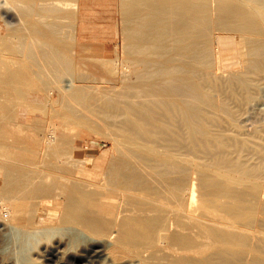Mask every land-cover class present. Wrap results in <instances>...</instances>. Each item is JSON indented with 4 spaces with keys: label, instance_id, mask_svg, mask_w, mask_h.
Masks as SVG:
<instances>
[{
    "label": "bare ground",
    "instance_id": "bare-ground-1",
    "mask_svg": "<svg viewBox=\"0 0 264 264\" xmlns=\"http://www.w3.org/2000/svg\"><path fill=\"white\" fill-rule=\"evenodd\" d=\"M119 1L137 70L120 89L75 71L59 22H32L42 46L0 62L29 140L0 144V264H264V123L240 124L264 82V0ZM57 2L70 1L45 0L50 16L74 15ZM101 127L111 156L67 152L71 128Z\"/></svg>",
    "mask_w": 264,
    "mask_h": 264
},
{
    "label": "rangeland",
    "instance_id": "rangeland-1",
    "mask_svg": "<svg viewBox=\"0 0 264 264\" xmlns=\"http://www.w3.org/2000/svg\"><path fill=\"white\" fill-rule=\"evenodd\" d=\"M17 1L18 2L22 1V2L18 3ZM31 1L32 2L35 1L34 4H32ZM38 1H41L42 3L44 1V4L40 2L41 4L39 5ZM38 1L37 0H13V1L12 0H0V40L3 43L2 44L0 42L1 43L0 44V62L3 61L4 63L9 64L11 67H15L20 57H22L21 49L26 48V46L31 47L33 45L30 40H32V42L34 41L35 46L33 45V47L36 48L35 50L39 49L42 45H40L39 47L37 43L39 44L40 42L42 43V39L32 34L29 27L33 23H35L34 26L39 27V28H45L46 23L48 22L50 23L53 21L55 23L57 22V24L59 22V25H61L60 27H63V29L60 32V35L63 33L61 38H64L65 37L64 35L68 36L69 34L68 37H65V39L67 38V40L62 39V42L70 46L71 50L69 54L73 58V62H74L73 67H75V71L82 72L84 73V75L88 74L92 76L94 78L93 80L98 81L97 83L100 86V90L104 92L106 91L109 92L110 90L113 91L114 89L118 90L120 89L119 85H121L123 82L131 81L132 79L134 80V78L136 77L135 73L137 70L135 69L136 71H134L133 67L129 66V64L127 63L128 60L127 62L125 61L126 58H128V55H126L127 54V51H126L127 48L125 46L126 37H125V34H123L125 23L123 26L122 23L124 22V20L122 18L123 15H122V4H121L122 2L121 1L119 0H68V2L72 1V2L77 3L76 5H78V9L76 11H75V8L73 9V7H70L71 5L70 2H69L70 4L68 3L69 6L68 4H66L67 1H65L66 3L63 2V4L64 5L66 4L67 6V7L64 6V8H62L63 6L61 7V5L57 2L60 5L62 11H67V10L74 11V15L71 17H66V19L65 17L64 18L59 17L60 19L59 18L55 19L54 17H52V15L50 16V10H46L47 6L45 5V0H38ZM16 3H18V5ZM19 4H22L24 6L19 5ZM42 5L44 6L42 7ZM210 5H211V11H213L212 10L213 3ZM25 6L27 7L25 8ZM38 6L39 8H37ZM72 6H73V3H72ZM22 7L23 9H25V11L21 9ZM32 8L35 10L36 15L34 14V11ZM19 9H21V11H18ZM27 10L30 16L27 14ZM33 14L35 16H33ZM41 16L42 17L45 16V17L42 18ZM24 17L25 19H23ZM38 17H40V19L42 18L41 19L42 21H38L39 20ZM24 21H25L24 23L25 25L23 24ZM64 23L65 24L67 23V24L65 25ZM66 26L68 28L72 27L71 30L68 29L67 31ZM64 27L66 29H64ZM26 28H28V30ZM70 36L71 37L73 36V38H70ZM32 37L35 38L36 41ZM27 39L28 40L30 39V40L28 41ZM37 39H38V42H37ZM19 48L20 50H18ZM11 60L13 61V63ZM102 61L106 62L104 63V66L101 64ZM108 69H110L111 72L110 70L108 71ZM112 70H113V73H112ZM115 72H118V73H115ZM69 73L70 72L66 73V75L64 76L66 77V79L67 78L71 79V77H67V74L69 76ZM117 75H118V78L121 76L125 80H123L122 82L120 79L115 78ZM109 78H111L113 81L112 80L110 81ZM99 80L101 81L99 82ZM257 97L255 98V100H253L249 104V106L247 107L248 109L246 110L247 112L242 115V119H244L245 121L241 122L240 124L241 126L242 125L245 126L242 128L244 129V131L246 130L247 133H249L248 131L250 132L253 131L254 129L258 128L264 123V120H263L264 119V82H262L261 85L259 83V87L257 90ZM0 102L4 103L5 108H6V109L4 107L0 108V125L6 124V127L4 128L5 134L2 138L0 137V144L2 146L4 145V147L6 146L5 147L6 151H24V149L29 146V140L27 138V129H25L27 128V126L23 125V126L18 127L16 126V122H15L17 119L23 121L22 119L24 117L22 113L23 111L21 112V109L19 110L20 106L16 104V99L11 98L10 100H6L4 96L0 95ZM10 118L12 119V121ZM99 129L97 130L98 131L97 132L94 130L89 131L88 129L79 130L78 128H71V130L68 133L69 138L72 137L70 136L71 134L73 135L77 132L80 133L81 136L78 137V139L76 138V144L74 148L67 147V152L70 155L78 156L80 158H85V157H89L95 149H97V152H103L104 150L108 149L107 150L108 155L106 153L105 154L107 157L111 156L112 154L109 150V147L111 144L110 142L106 141L107 135L105 136V134H108L109 131L106 132L108 130L107 129L105 131L106 133L104 132L105 133L104 134L103 130L105 128L103 129V127H101ZM1 145H0V150L2 148ZM45 149L47 152V148L46 147L44 148L43 146L41 152L44 153L43 151H45ZM0 156L2 157V158L0 157V165L1 166L5 165V163H7V159L3 157L5 155L0 154ZM92 156L94 157L95 155L93 154ZM189 175H190L189 177L191 176L194 177V178L192 177L193 180H196L197 173H193V174L190 173ZM6 198L5 196L2 197L0 194V199H1L0 203L2 204V205L0 204V207H2L1 211H4L2 218L8 220L9 217L7 216L9 215V212L8 210L5 209V207H8L9 202H7V199L8 201H10L11 199L10 198L6 199ZM4 199H6V201ZM197 210H198V204L195 206L194 212L196 213ZM4 215H7V216H4ZM4 219H0V220H4ZM39 222L40 223L42 222V218H39ZM0 227H1L0 228L1 231H4V228H6L7 230V227L3 226L1 222H0ZM1 231L0 233L3 236V233L5 232L2 233ZM197 241L206 243V242H211L212 240L209 236H206L205 239L197 238ZM2 255L3 254H1L0 257H3Z\"/></svg>",
    "mask_w": 264,
    "mask_h": 264
}]
</instances>
